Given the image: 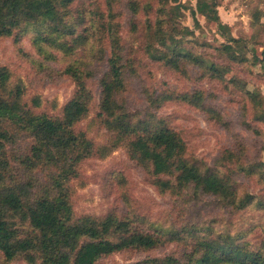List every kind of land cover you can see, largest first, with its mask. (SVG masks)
<instances>
[{"label":"rangeland","instance_id":"obj_1","mask_svg":"<svg viewBox=\"0 0 264 264\" xmlns=\"http://www.w3.org/2000/svg\"><path fill=\"white\" fill-rule=\"evenodd\" d=\"M216 1L223 29L198 11L194 19L192 10H197L199 0H170L169 4L182 6L179 22L195 33L186 38L185 46L207 64L217 65L219 73L193 65L174 70L150 58L149 29L156 22L160 0H113L112 8L108 0H77L68 19L80 24L68 41L83 35L88 42L71 55L48 47L54 56L49 58L35 45L32 32L17 39L0 38V67L11 73L9 88L20 89L26 108L36 114L60 117L75 97L78 83L66 73L68 67L75 65L92 74L86 79L92 95L90 112L75 126L90 147L83 144L81 159L76 168H68L72 171L64 181L75 215H113L159 239L154 249L124 250L98 264H132L168 256L182 259L203 236L229 234L251 250L264 246V119H260L264 64L255 60L264 51V0ZM102 22L113 23V28L103 29ZM112 35L122 56L124 85L117 96L121 112L135 122L153 119L176 131L191 162L220 174L236 188L235 205L195 186L164 191L153 170L132 159L128 140L122 141L107 126L100 115L101 80L110 68ZM225 45L246 60L232 61L223 51ZM196 93L203 100L199 107L179 98ZM4 129L14 139L6 144L14 177L25 185L33 184L34 193H39L53 170L26 167L23 160L30 157L34 139L18 126L0 122V133ZM253 169L255 174L250 172ZM160 179L173 180L170 175ZM244 198H250V203L240 209ZM0 264L27 263L21 258L8 262L0 251Z\"/></svg>","mask_w":264,"mask_h":264},{"label":"trees","instance_id":"obj_2","mask_svg":"<svg viewBox=\"0 0 264 264\" xmlns=\"http://www.w3.org/2000/svg\"><path fill=\"white\" fill-rule=\"evenodd\" d=\"M76 1L0 0V38L15 36L17 39L32 32L35 45L41 53L46 51L49 58L54 56L47 51L48 47L61 49L66 55H71L88 42V36L83 35L68 41L76 35V27L80 24L71 23L68 19L71 5ZM108 1L112 8L113 0ZM169 3L170 0H160L156 22L149 29L150 58L174 70L193 65L221 72L217 65L207 64L185 46L186 38L194 37L195 33L179 22L182 6L178 4L170 7ZM149 8L152 9V6ZM197 11L218 23L219 29L224 28L216 0H199L197 10H192L196 20ZM107 24L102 22L100 25L103 29L106 26L113 28V23ZM110 38L113 51L108 61L109 71L101 80L100 106V115L106 118L107 126L117 133L119 139L128 140L132 159L150 167L164 191H181L195 186L206 194L228 201L229 205H235L238 199L236 188L220 174L191 162L186 156V144L176 131L153 119L135 122L129 114L121 112L117 96L124 85L120 64L122 56L118 52L120 46L116 35ZM230 40L234 44L238 43L237 39ZM223 48L232 61L246 60L239 58L232 46L225 45ZM255 60L264 64V51L262 58ZM66 73L78 83V92L64 106L62 116L50 117L28 110L22 101V91L17 89L14 92L9 88L10 71L0 67V122L18 126L34 139L30 157L23 160L26 167L30 166L31 170L40 167L49 172L53 170L50 183L39 193H34L33 184L25 185L16 180L6 150L7 142H13L14 139L11 140L8 130H2L0 251L8 262L21 258L27 264H98L102 258L124 250H150L159 244L155 236L134 230L128 220H120L113 215L105 218L75 215L64 181L72 171L68 168H76L81 159L83 144L90 147L84 135L75 132V126L90 112L92 95L86 79L92 74L75 65L68 67ZM179 98L198 107L203 103L201 93L193 96L185 94ZM253 99L257 102V98L253 96ZM260 119L263 121L264 113ZM250 172L255 174V169ZM167 175L173 180L160 179ZM249 200L244 198L240 209H244L250 203ZM191 233L196 234L194 230ZM132 264H264V246L251 250L246 244L237 243L229 234L216 238L203 236L199 237L196 247L185 258H146Z\"/></svg>","mask_w":264,"mask_h":264}]
</instances>
